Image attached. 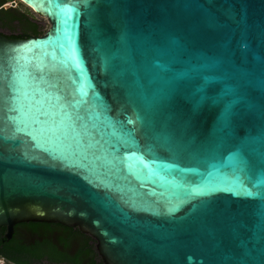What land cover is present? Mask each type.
<instances>
[{
    "label": "water",
    "instance_id": "95a60500",
    "mask_svg": "<svg viewBox=\"0 0 264 264\" xmlns=\"http://www.w3.org/2000/svg\"><path fill=\"white\" fill-rule=\"evenodd\" d=\"M0 32V227L103 264H264V0H18Z\"/></svg>",
    "mask_w": 264,
    "mask_h": 264
},
{
    "label": "trees",
    "instance_id": "16d2710c",
    "mask_svg": "<svg viewBox=\"0 0 264 264\" xmlns=\"http://www.w3.org/2000/svg\"><path fill=\"white\" fill-rule=\"evenodd\" d=\"M8 1L0 0V21L10 26L17 23L21 29L17 34H10L11 38L38 37L44 34L45 31H40L30 19L15 13V9H4ZM20 229L36 235V245L27 247L17 237ZM5 230V227H0V258L5 264H103L95 247L96 242L77 227L68 228L56 223H21L14 227V235L9 241L4 238Z\"/></svg>",
    "mask_w": 264,
    "mask_h": 264
},
{
    "label": "rangeland",
    "instance_id": "374dc122",
    "mask_svg": "<svg viewBox=\"0 0 264 264\" xmlns=\"http://www.w3.org/2000/svg\"><path fill=\"white\" fill-rule=\"evenodd\" d=\"M6 4L4 5V9H15L17 11V14L21 13L26 18L30 19L31 23H35L39 27L40 31L47 30L49 24L46 19L33 13L32 10H30L24 4L19 3L18 0H9ZM0 31L9 35L19 33L21 29L19 28L17 23H14L11 27H4Z\"/></svg>",
    "mask_w": 264,
    "mask_h": 264
},
{
    "label": "flooded vegetation",
    "instance_id": "af4514ba",
    "mask_svg": "<svg viewBox=\"0 0 264 264\" xmlns=\"http://www.w3.org/2000/svg\"><path fill=\"white\" fill-rule=\"evenodd\" d=\"M16 8V7H15ZM15 13H17V11H15ZM21 14V13H19ZM18 14V15H19ZM11 25V24H10ZM10 25H4L3 22L0 21V30L4 27H11ZM1 32V31H0ZM10 36V34H9ZM14 235V234H13ZM17 237L21 239V241L27 246V247H33L34 245H36V239H37V236L30 233L29 231H27L26 229H20L18 234H17ZM12 239V238H11ZM10 239V240H11ZM9 241V240H8ZM41 241V240H39ZM42 264H49V263H46V262H43Z\"/></svg>",
    "mask_w": 264,
    "mask_h": 264
},
{
    "label": "built area",
    "instance_id": "2783aa9c",
    "mask_svg": "<svg viewBox=\"0 0 264 264\" xmlns=\"http://www.w3.org/2000/svg\"><path fill=\"white\" fill-rule=\"evenodd\" d=\"M7 5V4H6ZM12 7V6H11ZM0 264H5V261L2 259V258H0Z\"/></svg>",
    "mask_w": 264,
    "mask_h": 264
}]
</instances>
